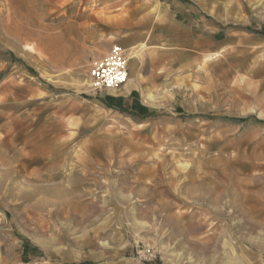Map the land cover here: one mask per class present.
<instances>
[{
  "label": "rangeland",
  "instance_id": "obj_1",
  "mask_svg": "<svg viewBox=\"0 0 264 264\" xmlns=\"http://www.w3.org/2000/svg\"><path fill=\"white\" fill-rule=\"evenodd\" d=\"M0 264H264V0H0Z\"/></svg>",
  "mask_w": 264,
  "mask_h": 264
},
{
  "label": "built area",
  "instance_id": "obj_2",
  "mask_svg": "<svg viewBox=\"0 0 264 264\" xmlns=\"http://www.w3.org/2000/svg\"><path fill=\"white\" fill-rule=\"evenodd\" d=\"M129 50L113 44L108 53L93 61L89 68V87L94 92L119 87L129 78Z\"/></svg>",
  "mask_w": 264,
  "mask_h": 264
},
{
  "label": "crops",
  "instance_id": "obj_3",
  "mask_svg": "<svg viewBox=\"0 0 264 264\" xmlns=\"http://www.w3.org/2000/svg\"><path fill=\"white\" fill-rule=\"evenodd\" d=\"M120 45H122V44H120ZM147 45H148L147 42L146 43H142V47L147 46ZM122 46L125 47V48H127L129 50L130 54H132L131 49H133L134 46H131V47L124 46V45H122ZM137 53H138V51H135L134 54H133V58H135V60L139 59V56H138Z\"/></svg>",
  "mask_w": 264,
  "mask_h": 264
}]
</instances>
